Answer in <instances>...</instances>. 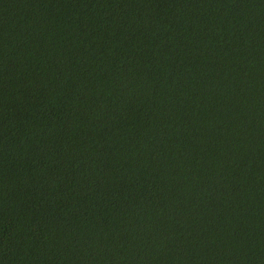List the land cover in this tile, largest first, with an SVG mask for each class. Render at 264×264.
I'll return each mask as SVG.
<instances>
[{
	"label": "trees",
	"instance_id": "16d2710c",
	"mask_svg": "<svg viewBox=\"0 0 264 264\" xmlns=\"http://www.w3.org/2000/svg\"><path fill=\"white\" fill-rule=\"evenodd\" d=\"M0 264H264V0H0Z\"/></svg>",
	"mask_w": 264,
	"mask_h": 264
}]
</instances>
